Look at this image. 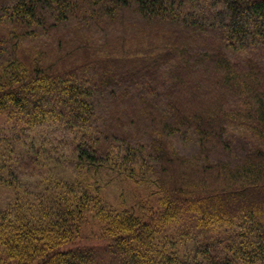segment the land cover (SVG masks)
<instances>
[{"label": "trees", "instance_id": "obj_1", "mask_svg": "<svg viewBox=\"0 0 264 264\" xmlns=\"http://www.w3.org/2000/svg\"><path fill=\"white\" fill-rule=\"evenodd\" d=\"M0 264H264V0H0Z\"/></svg>", "mask_w": 264, "mask_h": 264}]
</instances>
